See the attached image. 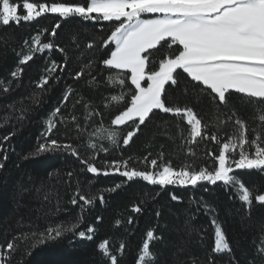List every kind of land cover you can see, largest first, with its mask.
<instances>
[{
    "label": "trees",
    "instance_id": "16d2710c",
    "mask_svg": "<svg viewBox=\"0 0 264 264\" xmlns=\"http://www.w3.org/2000/svg\"><path fill=\"white\" fill-rule=\"evenodd\" d=\"M18 2L22 4L23 0ZM30 2L84 3L85 0ZM57 22L61 27L53 37L51 30ZM113 27V22H93L80 17L61 19L51 13L18 25H0V145L4 149L0 152V163L4 164L0 169V246L20 237L15 241L18 250L13 254V264L20 261L23 264H108L97 249L98 242L106 238L112 253H117L121 244L125 245L122 256H118L123 264H135L146 232L153 230L155 235L149 243L155 260H149L148 264H210V261L211 264H264V258L256 253L257 246L264 240V205L255 201L250 207L244 204L239 199L237 185L201 182L197 186L164 188L150 185L141 178L128 182L110 170L108 175L87 173L86 166L70 153L37 152L38 145L44 142L42 134L47 122L57 106L61 107V113L54 117L57 126L52 138L72 143L84 159L95 156L93 162L102 172L113 160L121 163V171L125 170V162L128 170L153 172L165 165L177 169L209 167L212 165L209 153H218L222 143L236 133L234 121L237 118L248 124L249 139L254 136L252 129L264 134V125L257 119L264 105L248 102L255 98L234 94L235 102L228 108L215 105L207 96L194 103L192 94L185 95L181 91L187 78L178 70L180 83L170 92L180 101L179 106L194 109L202 126L207 125L205 133L209 138L200 137L193 142L184 117L154 110L146 126L142 125L124 147L123 138L133 130L134 123L111 125V119L123 109V103L111 102L110 95L127 89L108 83L107 73L100 63L102 52L95 47L88 48L90 42L97 44ZM37 38L41 43L51 42L54 47L32 52ZM24 54H33L34 59L20 64ZM53 62L54 72L49 71L54 67ZM89 64L91 68L85 67ZM17 69L23 71L14 78L11 73ZM80 70L85 75L74 81L72 77ZM118 71L108 70L112 74ZM88 73L101 81L99 87L88 83L91 79ZM44 78H48V84L42 88ZM65 94L68 99L61 103ZM111 132L117 133L115 145L111 142ZM212 135L221 140V145L210 139ZM5 136L9 139L4 140ZM89 144H95L96 148H90ZM5 154L7 160L3 159ZM151 159L157 160L156 167L151 166ZM235 176L249 188L255 186L264 190V172L235 170ZM118 183L121 186L111 191ZM77 192L93 198V203L71 204ZM172 193L180 200H172ZM101 195L103 201L99 198ZM134 207H140L141 211L134 212ZM97 216L102 220L95 224L99 233L93 240L66 232L56 240L33 248L34 240L24 238V234L46 227H70L78 221L94 224ZM213 220L225 233L230 253L213 251Z\"/></svg>",
    "mask_w": 264,
    "mask_h": 264
},
{
    "label": "snow or ice",
    "instance_id": "6c2138e0",
    "mask_svg": "<svg viewBox=\"0 0 264 264\" xmlns=\"http://www.w3.org/2000/svg\"><path fill=\"white\" fill-rule=\"evenodd\" d=\"M47 13L58 14L61 19L80 17L93 22L114 23L109 34L102 36L95 45L90 42L88 48L95 47L102 52L100 63L107 73L108 83L119 84L122 90L127 89L121 94L110 95L111 102L117 105L123 103V109L114 115L111 125L134 123L133 130L128 131L123 138L124 147L130 144L142 125L146 126V121L155 114L154 110L184 117L185 123L190 126L193 142L196 138H209L205 133L207 125L202 126V120L194 109L190 106H179L180 101L170 92V89H175L180 83L178 70L186 74L187 78L181 91L185 95L192 94L194 103H198L202 96H207L215 105L228 108L230 103L235 102L234 94H243L255 98L250 99L249 104L264 105V0H85L84 3L23 0L22 4L18 0H0L2 26L13 23L18 25L21 21L30 22ZM60 27V23L57 22L51 30L53 37ZM53 47L51 42L41 43L37 38L33 41L31 51L43 52ZM104 52H107V55H103ZM33 59V54H24L19 63L27 64ZM53 64L54 67L49 71H56L55 62ZM85 67L91 68L92 65ZM108 70L119 71L112 74ZM22 71L23 69H17L11 75L18 78ZM84 75V71L80 70L72 78L79 81ZM88 75L91 77L88 83H94L99 87L101 81L97 76L91 73ZM47 84L48 78H44L41 87ZM67 99L68 96L65 94L61 103ZM60 113L61 107L57 106L42 134L44 142L38 145V153L49 151L70 153L86 166L87 173L108 175L110 170L126 178L128 182L134 178H141L150 185L164 188L176 185L197 186L201 182L213 185L218 182L238 185L239 199L244 204L250 207L255 201L259 205H264V190H258L255 186L249 188L243 180L235 176V170L264 172V134L252 129L254 136L249 139V126L242 119H235L237 131L229 136L227 142L222 143L218 153H209L212 157V165L209 167L193 169L184 166L177 169L165 165L161 170L153 172L134 168L128 170L125 162V170L121 171V163L113 160L111 164L105 165L107 170L102 172V169L93 162L95 156L84 159L72 143H61L58 139L52 138L53 130L57 126L54 117ZM72 119L76 120V117L73 116ZM228 119L231 120V117ZM257 119L264 125V109L258 111ZM79 127L77 124L78 129ZM116 136V132L110 133L114 145L117 143ZM8 139L9 136L4 137V140ZM210 139L221 145V140L216 135H212ZM246 145L252 147L254 151L250 153ZM88 146L96 148L95 144ZM237 149L238 158L235 155ZM3 151V146L0 145V152ZM3 159L7 160L6 154ZM150 164L156 167L157 160L151 159ZM3 167L4 164L0 163V169ZM68 175L71 177L72 173L69 172ZM120 186L121 184H116L111 191ZM99 198L103 201L102 195ZM171 199L180 200L175 193L171 194ZM70 202L73 205H77L78 202L90 205L93 198L77 192ZM132 210L139 213L141 208L134 207ZM101 220L102 217L97 216L94 224H81L78 221L70 227H46L42 231L37 229L24 234V238L34 240L33 248L37 244L43 245L56 240L66 232H73L79 238L93 240L99 233L95 224ZM129 223H132V218H129ZM212 223L216 224V221L213 220ZM81 228L83 230H80ZM154 235L153 230L146 232V239L135 258V264H148L149 260H155L149 243ZM19 238L14 237L12 241L0 246V264H13V254L18 250L15 241ZM124 247L125 245L121 244L117 253H112L108 239H101L97 244V249L106 257L108 264H123L118 256H122ZM213 251L216 254L231 252L230 244L219 225L215 228ZM256 253L264 258V240L257 246ZM19 264H23V261Z\"/></svg>",
    "mask_w": 264,
    "mask_h": 264
},
{
    "label": "rangeland",
    "instance_id": "374dc122",
    "mask_svg": "<svg viewBox=\"0 0 264 264\" xmlns=\"http://www.w3.org/2000/svg\"><path fill=\"white\" fill-rule=\"evenodd\" d=\"M149 18H151V17H149ZM246 149H247V148H246ZM247 150H248V149H247ZM238 151H239V149L236 150V154H235V155H236V158H238ZM248 151H249V150H248ZM253 151H254V150L249 151V152L252 153ZM237 188H238V190H239L238 185H237ZM217 225H218V224H215V225H214V230H215V228H216Z\"/></svg>",
    "mask_w": 264,
    "mask_h": 264
}]
</instances>
